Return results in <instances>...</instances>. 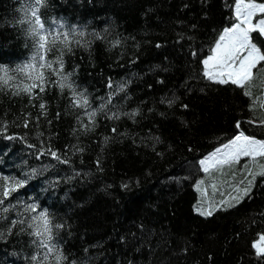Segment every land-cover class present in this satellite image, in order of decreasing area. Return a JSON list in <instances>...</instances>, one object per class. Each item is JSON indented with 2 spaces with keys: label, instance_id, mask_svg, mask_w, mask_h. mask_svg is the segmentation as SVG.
Instances as JSON below:
<instances>
[{
  "label": "trees",
  "instance_id": "obj_1",
  "mask_svg": "<svg viewBox=\"0 0 264 264\" xmlns=\"http://www.w3.org/2000/svg\"><path fill=\"white\" fill-rule=\"evenodd\" d=\"M28 2L0 0V64L20 79L16 66L33 51L25 36L27 23H21V6ZM233 5L234 0H50L41 10L49 23L51 17H63L83 26L85 43L74 41L65 53V71L86 89L91 107L105 102L109 79L126 85L108 104L121 113L119 118L102 112L94 131L77 134L72 131L76 116L86 109L70 107L69 89L61 91L50 82L29 103L26 93L13 95L14 90L0 84V123L10 122L8 133L27 134L37 148L43 139L70 161L36 157V148L0 134V172L27 176L28 168L50 165L29 178L27 192L18 190L17 198L30 203L34 196L49 208L54 222L64 223L58 241L64 264H264L252 247L264 232V177L257 176L252 192L232 207L209 216L195 210L231 192L227 185L213 192L207 178L200 185L207 193L197 190L196 180L204 175L200 156L232 133L236 119L244 118L248 134L264 138V127L247 122L253 114L246 108L247 98L235 87L202 78V65L191 52L208 53L218 30L234 19ZM55 54L49 52V58ZM48 79L54 82L55 74ZM262 90L264 81L258 79L254 95L264 97ZM40 98L47 101L48 115L40 117L37 128ZM137 107L135 118L126 115ZM25 112L32 113L28 127L23 125ZM262 114L264 108L257 107L254 115ZM105 136L110 138L106 144ZM9 202L15 205L16 200L10 197ZM17 210L10 209L7 216L16 217ZM5 226L0 220V228ZM33 238L17 227L0 240V264H28Z\"/></svg>",
  "mask_w": 264,
  "mask_h": 264
},
{
  "label": "snow or ice",
  "instance_id": "obj_2",
  "mask_svg": "<svg viewBox=\"0 0 264 264\" xmlns=\"http://www.w3.org/2000/svg\"><path fill=\"white\" fill-rule=\"evenodd\" d=\"M49 4L50 0H29L28 3L21 6L23 13L21 23H27L25 36L31 39L33 51L29 59L16 66V71L23 75V79H20L19 76L9 75V66L0 64V84L14 90L13 95L26 93L30 98L29 103H32L33 98H37L39 93H43L50 82L58 86L61 91L65 88L69 89L70 107L86 109L76 116L77 127L72 131L77 134L81 131L88 133L95 130L97 116L102 112L107 113L113 120L119 118L121 113L112 111L108 104L116 92L123 90L126 85L123 83L114 85L113 81L109 79L110 91L103 98L105 102H102L99 107L90 106L86 89L80 88L71 79L73 72L65 71V53L72 51L74 41L76 44L85 43L82 39L85 36V32L82 30L83 26L69 24L63 17L59 19L51 17L49 23L41 13V10L48 7ZM231 11L234 19H230L222 30H218L208 53L201 56L196 48H191V52L202 65L200 69L202 78L217 84L235 87L243 97L247 98L246 108L253 113L246 117L247 122L264 127V114L259 118L254 115L257 107L264 108V97H256L253 91L258 79L264 81V39H261L264 38V0H234ZM94 34L99 35L95 32ZM118 43L119 40L113 41V45ZM157 46H159V42ZM54 50L55 56L49 58V52ZM257 69L261 71L258 73ZM49 73L55 74L54 82L49 81ZM36 89H39V92L35 91ZM165 102L171 104L174 100ZM46 105L47 101L40 98L39 109L41 111L35 117L37 128H39L40 117L48 115ZM181 107L189 106L182 104ZM138 112L140 109L137 107L131 109L126 115L135 118V114ZM57 115L59 116V113ZM82 116H86L87 121L82 120ZM31 119L32 113L25 112L24 127L29 126ZM243 122L244 118L236 119L232 133L225 135L222 142H218L216 147L202 154L198 160V167L204 175L196 180L194 186L197 190L207 193V187L200 188L206 178L211 181L213 192L218 190V185H227L231 189L229 195L219 202L209 199L206 208L196 206L195 210L204 216L211 215L216 209L232 207L234 203H239L252 192L256 177H264V138L248 134L242 128ZM9 123L8 120L0 123V134H5L7 139L19 138L29 148H36L34 153L36 157L47 154L65 164L70 163L58 149L52 148L50 144L45 146L43 139L37 148L36 145L30 144L27 134L8 133L7 125ZM112 131H117L115 126ZM36 135L42 137L43 133L37 131ZM109 139L108 136H105L104 143H108ZM68 147H71L73 152L84 151V148L75 145H65V148ZM242 158L247 159L242 161ZM96 163L100 165L101 160L97 159ZM240 163H244L242 169L237 168ZM49 166L44 165L39 169L28 168L26 169L27 176L8 175L0 172V220H4L6 224L5 227L0 228V240H7L17 227L21 233L29 232L34 237L30 243L34 246L35 251L32 252L30 258L26 257L28 264H64L65 261L62 245L58 242L59 239H62L59 237V230L64 228V223L54 222L49 208L43 207L34 196L30 198V203L17 198L18 190L23 188L27 192L25 186L29 185V178L37 176ZM238 174L243 176V179L237 181ZM121 186L127 188L128 184L122 183ZM10 197L16 200L15 205L9 202ZM21 206L22 211L19 210ZM13 208L18 209L14 218L7 216L9 210ZM9 220L10 223H8ZM258 236V239L252 241V247L257 257L264 258V232L259 233ZM41 256L42 259H40Z\"/></svg>",
  "mask_w": 264,
  "mask_h": 264
},
{
  "label": "rangeland",
  "instance_id": "obj_3",
  "mask_svg": "<svg viewBox=\"0 0 264 264\" xmlns=\"http://www.w3.org/2000/svg\"><path fill=\"white\" fill-rule=\"evenodd\" d=\"M258 15H259V14H258ZM258 238H259V236H258ZM258 238H257V239H258Z\"/></svg>",
  "mask_w": 264,
  "mask_h": 264
}]
</instances>
